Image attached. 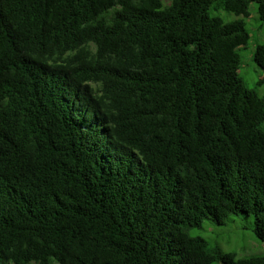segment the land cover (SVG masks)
<instances>
[{"label":"trees","instance_id":"obj_1","mask_svg":"<svg viewBox=\"0 0 264 264\" xmlns=\"http://www.w3.org/2000/svg\"><path fill=\"white\" fill-rule=\"evenodd\" d=\"M252 5L0 0V264H264L192 234L243 214L264 243Z\"/></svg>","mask_w":264,"mask_h":264},{"label":"rangeland","instance_id":"obj_2","mask_svg":"<svg viewBox=\"0 0 264 264\" xmlns=\"http://www.w3.org/2000/svg\"><path fill=\"white\" fill-rule=\"evenodd\" d=\"M247 22L253 37L247 46L241 50L242 66L240 73L249 88L257 89L259 93H263L264 86L258 87L257 83L263 77L264 70L251 59L256 42L264 43V22L258 19L254 5L251 6V15L247 18ZM249 220L252 218L238 214L230 216L221 225L205 221L202 228L192 231V234L201 235L211 244H217L223 251L234 252L237 256L262 251L264 254V243L260 245L250 234L252 221Z\"/></svg>","mask_w":264,"mask_h":264}]
</instances>
